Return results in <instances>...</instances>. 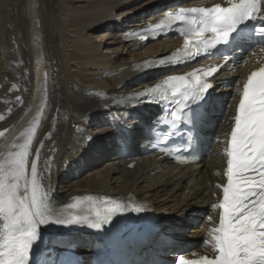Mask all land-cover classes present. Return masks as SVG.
I'll list each match as a JSON object with an SVG mask.
<instances>
[{"label":"bare ground","instance_id":"6f19581e","mask_svg":"<svg viewBox=\"0 0 264 264\" xmlns=\"http://www.w3.org/2000/svg\"><path fill=\"white\" fill-rule=\"evenodd\" d=\"M172 4L0 0V163L7 167L10 160L28 159L30 177L31 163L36 162L53 215L49 219L79 197L133 194L157 213L170 216L165 231L175 240L205 235L207 225L197 226L196 216L206 212L211 201L214 173L223 160L221 144L193 168L157 161L147 156L145 146L153 110L145 104H117L163 74L143 62L166 55L174 42L126 43V38ZM101 30L105 35L96 36ZM240 72L244 70L236 69L235 76ZM233 94L230 89L213 95L210 125L216 126L218 138L230 125ZM123 143L138 155L133 170L119 159ZM53 229L42 224L38 234L54 248L72 243L54 237Z\"/></svg>","mask_w":264,"mask_h":264},{"label":"snow or ice","instance_id":"6c2138e0","mask_svg":"<svg viewBox=\"0 0 264 264\" xmlns=\"http://www.w3.org/2000/svg\"><path fill=\"white\" fill-rule=\"evenodd\" d=\"M229 5L180 8L175 14V20L186 25L179 34L185 37V45H193L194 55H199L201 49L206 53L226 40L243 21L257 19L261 2L229 0ZM163 24L161 21L153 27ZM260 31L264 32V28ZM211 87L199 79L191 83L184 76H170L160 99L169 100V93L171 97L181 96L183 100L175 102L183 108L189 100L201 99ZM178 112L179 109L172 112L173 120L168 121L173 127L174 121L180 119ZM27 168L28 159L10 160L7 167L0 163V219L6 230L0 243V264H27L38 226L53 216L38 181L36 162L31 163L30 177ZM225 175L227 182L222 186V202L218 205L222 209L219 226L212 230L216 254L192 261L181 257V264H264V68L253 71L243 85L228 141ZM77 221L75 215H58L54 220L65 225ZM100 222L107 221L91 226L99 228Z\"/></svg>","mask_w":264,"mask_h":264},{"label":"rangeland","instance_id":"374dc122","mask_svg":"<svg viewBox=\"0 0 264 264\" xmlns=\"http://www.w3.org/2000/svg\"><path fill=\"white\" fill-rule=\"evenodd\" d=\"M105 33H106L105 30H101V31H99V32L96 33V36H104ZM124 52H125V51H124ZM113 56H114V54H112V57H113ZM62 185H63L62 182H60V183L58 184V187H57L58 190L62 187Z\"/></svg>","mask_w":264,"mask_h":264}]
</instances>
